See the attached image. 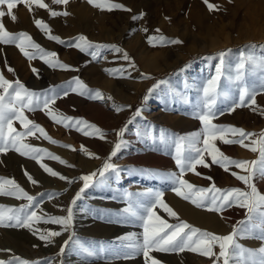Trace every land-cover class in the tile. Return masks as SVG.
Listing matches in <instances>:
<instances>
[{
	"label": "rangeland",
	"instance_id": "obj_1",
	"mask_svg": "<svg viewBox=\"0 0 264 264\" xmlns=\"http://www.w3.org/2000/svg\"><path fill=\"white\" fill-rule=\"evenodd\" d=\"M45 2L52 10L67 11L70 15L52 17L45 9L33 7L30 12L21 4L14 9L16 21L13 22L5 16L3 22L10 32H26L43 49L57 53V59L72 70L52 68L40 58L30 61L15 45L0 44V72L10 82L18 79L29 90L37 93L50 92L53 88H65L75 78H79L89 89L99 90L103 99H90L87 94L80 95L70 91L66 97L58 98L52 108L66 116L94 124L105 136H85L74 127L58 125L42 110L25 111L28 119L41 125L58 143H50L39 133L26 137L25 142L45 148L67 163L62 164L47 157L37 162L15 150H9L0 153V178L15 180L33 196L36 201L34 206H38L37 215L66 216V209L73 207V225L68 231H63L59 225L34 223L33 228L41 231H63L61 236L52 238V242L48 244L39 239V233L34 235L33 231L27 228L0 226V246L15 249L18 247L24 252V255L13 253L4 261L19 257L29 264H46L48 261H57L58 264H151L140 252L130 258L122 254L131 249L124 247L130 242L121 238L134 234L138 240L143 239L142 222L125 219L124 209L128 207V196L130 194L134 200H147L149 192L163 193L164 188L166 189L160 184L161 178H167L173 172L179 174L174 160V148L159 142L160 130L171 139L202 131V123L195 118L196 105L202 98L200 88L210 75H214L215 68L220 63L219 54H226L225 77H234L235 66L242 53L254 55L258 59L264 57V0H209V3L217 8L214 11L209 10L204 0H112L130 11L115 9L110 12L95 8L88 0H70L67 6L52 4V0ZM141 16L142 18L133 19ZM34 19H42L51 28V34L60 37L63 43L49 40L44 32L36 27ZM144 29H147V32ZM81 35L94 44L115 45L123 49L131 57L135 67L125 61L121 53H116L110 48L102 49L99 58L93 59L87 51L81 52L76 47L69 46ZM151 36H163L167 40H180L182 43L153 47L147 42ZM8 68L14 72L8 71ZM33 69H36L37 73H34ZM115 69L126 71L123 74H110L106 71ZM253 79L255 78L251 76L246 77L249 83ZM235 88L234 82L230 83L222 77L221 90L235 92ZM255 99L256 105L253 107L257 108L256 111L250 107H237L234 111H228L231 101L222 102L221 97L217 103L218 115L213 123L255 133L252 139H259L260 134L264 133V115L261 114L264 112V93L256 95ZM117 107L123 110L117 111ZM137 110L140 111V116L135 115ZM221 111L222 114H219ZM152 116L173 117V126L167 127L158 123L150 125ZM181 121L184 124L179 126ZM13 126L18 131H23L19 121H14ZM121 129H124L123 137L118 135ZM129 131L134 134L141 133L137 134L138 141L126 143ZM146 131L150 133L147 136L144 135ZM153 137H156L155 142ZM121 141L122 148L111 158V162L125 177L140 182L144 189L134 191L128 188V182L120 181L116 184L107 181V178L115 174L109 171L105 173L103 182L97 176L81 193L83 181L80 178L93 172L98 173L110 157L114 144ZM136 142L148 153L155 154L160 161L151 165L132 162L131 160L139 156L140 146H136ZM215 144L233 159L252 161L259 158L258 152L253 153L240 145H225L219 140ZM62 145L70 147L65 148ZM82 146L92 157H99V163L93 170L85 169L76 159L90 158L82 150ZM63 152H68L73 160L69 161ZM205 159L210 164L209 167L198 165L196 173L199 175L187 172L183 179L198 188H207L214 182L220 189L249 190L232 174H244L240 169L233 167L229 172H225L220 166L211 164L209 156L206 155ZM40 163L57 172L58 176L53 177L46 173ZM71 171H77V174L73 175ZM28 175L37 183H31ZM59 176L67 179L61 180ZM253 183L257 190L264 194V178L257 176ZM169 184L173 189L174 185L171 182ZM78 193L81 198L73 206L71 201ZM163 200L178 213L181 220L195 227L217 235H228L233 231L218 234L202 228L187 219L184 214L181 215L165 199L164 194ZM28 203L26 199L0 195V206L19 208ZM197 209L217 215L219 219L234 226L247 219L246 209L238 206L226 208L222 214L203 208ZM155 211L169 223L177 222L159 206ZM94 233L105 237L91 236ZM5 234H10L11 239ZM65 241H69V245L61 256L60 249ZM18 242L20 244H17ZM236 242L245 248L258 249L262 241L252 236H238ZM80 244L90 248L102 246L106 251L94 257H85L78 250ZM214 251L218 253L219 248L216 247ZM150 255L160 264H214L215 260L187 250L167 253L154 251Z\"/></svg>",
	"mask_w": 264,
	"mask_h": 264
},
{
	"label": "snow or ice",
	"instance_id": "obj_2",
	"mask_svg": "<svg viewBox=\"0 0 264 264\" xmlns=\"http://www.w3.org/2000/svg\"><path fill=\"white\" fill-rule=\"evenodd\" d=\"M69 2L70 0H52V4L55 5L67 6ZM204 2L210 11L217 10L215 5L209 3V0H204ZM88 3L101 11L110 12L115 9L130 11V9L124 8L122 4L113 3L112 0H88ZM21 4L26 6L30 12L33 11V7L45 9L52 17L70 15L67 11L57 12L52 10L45 0H0V44L15 45L30 61L40 58L52 68L72 70L70 66L61 63L57 59V53L43 49L28 33L20 32L14 34L7 30L3 22L4 17L8 16L15 22L17 17L14 14V9ZM139 18H142V16L133 17V19ZM34 23L38 29L44 32L49 40L63 43L60 37L51 34V28L42 19H34ZM144 31L147 32V29H144ZM156 31L159 32V29ZM147 42L153 47L182 43L180 40H167L163 36L148 37ZM69 46H74L81 52L87 51L93 59L99 58L102 49L110 48L116 53H121L122 58L128 61L132 67H135L128 53L115 45L94 44L81 35L76 38L74 44H70ZM225 55V53L219 54L218 59L220 63L215 68L214 75H210L206 83L200 88L202 98L196 105L195 118L199 119L202 123V131L171 139L166 137L163 130H160L158 139L166 147L172 146L174 148V160L179 169V174L173 172L167 179L174 185L172 190L178 197L191 202L197 208H203L219 214H222L226 208L238 206L246 209L247 219L238 222L230 234L217 235L181 220L178 213L164 202L162 192H149L147 194L149 199L147 200H134L129 194L128 207L124 209V213L126 214L125 219L142 222L143 239L142 241L138 240L134 234L121 238L124 241L130 242L124 245V247L131 249L129 252L122 253L126 258H130L135 253L140 252L146 261H150L151 264H160L150 253L154 251L165 253L184 252L187 250L210 259L215 258L214 264H221V261L222 264H264V246L258 249H249L236 242L238 236L241 238L252 236L264 242V194H261L253 183L254 178L257 176L264 178V133L260 134L259 139H252L256 135L255 133H249L233 126H218L213 123V120L218 115L217 103L221 100V97H223L222 102L231 101L230 107L227 109L228 111H234L237 107H250L253 108V111L257 110L256 107H253L256 105L255 97L258 94L264 93V57L258 59L254 55L242 53L239 62L235 66L234 77H225ZM8 71L14 72L11 68H8ZM106 71H109L110 74H123L126 70L115 69ZM33 72L37 73V70L33 69ZM247 76L254 77L255 79L249 83L246 80ZM222 77L228 79L230 83H235V92L221 90ZM70 91L77 92L80 95L87 94L90 99L100 100L104 98L99 90L93 91L89 89L79 78H75L69 82L65 88H53L50 92L37 93L29 90L18 79L10 82L0 72V153L15 150L20 155L29 157L37 162L47 157L48 159L57 160L62 164L67 163L45 148L35 147L25 142L26 137L36 136V133H39L40 136L50 143H58L47 134L41 125L28 119L25 111L34 112L42 110L58 125L66 128L74 127L76 131L82 132L85 136L96 135L104 138L105 133L94 124L83 119L66 116L52 108V105L55 104L58 98L66 97ZM108 99H111V97H108ZM116 110L121 111L123 109L117 107ZM140 114L139 110L135 113L136 116H140ZM219 114H222V111ZM261 114L264 115V112H261ZM14 121H19L23 131H18L13 126ZM137 134L141 135L139 132ZM149 134L147 131L144 133L145 136ZM118 135L123 137L124 129H121ZM155 140L156 137H153L154 142ZM217 140L222 141L225 145L236 144L253 153L258 152L259 158L252 161L230 158L216 146L215 142ZM246 141H250V143H246ZM122 145L123 141L114 144L110 157L105 161L98 173L93 172L80 178L83 181L81 193L89 187L90 183L97 176L103 182L106 172L111 171L118 175V169L111 162V158L117 155ZM62 147L68 148L70 146L62 145ZM82 150L85 154L92 157V154L88 153L87 149L83 146ZM206 155L211 158V164L220 166L225 172H229L233 167L240 169L244 174H236L234 172L232 174L237 180L246 185L249 190L246 191L240 188L220 189L214 182L207 188H198L183 179V176L187 172L196 173L198 165L203 167L210 166L205 159ZM92 158L98 159L99 157ZM40 167L49 175L53 177L58 176L57 172L45 164L40 163ZM196 174L199 175V173ZM59 178L61 180L67 179L63 176H59ZM28 180L33 184L37 183L31 175H28ZM68 182L71 183L72 181ZM0 195L26 199L29 202L27 205L19 208L0 206V226L27 228L33 231L34 235L39 233V239L48 244L52 242V238L61 236L63 231H68L73 225V207L66 209V216L37 215L38 206H34L36 205L35 198L29 195L13 179L0 178ZM80 198V194L78 193L71 201V204L74 206ZM157 206L162 208L169 217L177 222L169 223L168 220L157 215L155 211ZM39 222L59 225L63 231H41L34 229V223ZM68 245L69 241H65L64 245L61 246V256ZM216 247L219 248L218 253L214 251ZM78 250L85 257H94L106 251L102 246L90 248L83 244L78 246ZM0 264H29V262L19 257H13L7 261L0 260ZM46 264H54V261H48Z\"/></svg>",
	"mask_w": 264,
	"mask_h": 264
},
{
	"label": "bare ground",
	"instance_id": "obj_3",
	"mask_svg": "<svg viewBox=\"0 0 264 264\" xmlns=\"http://www.w3.org/2000/svg\"><path fill=\"white\" fill-rule=\"evenodd\" d=\"M152 117H153L152 118L153 120L151 119V121H149L150 125L158 123L159 125L164 124L167 127L173 126V124H172L173 119H174L173 117L161 116L160 118L156 117L157 119L154 116H152ZM182 124H184L183 121L178 123L179 126H182ZM137 133L134 134L131 131H129L127 138H126V143L129 144V142L136 141L137 136H138ZM113 138H115V134L113 135ZM135 145L140 146V147H138L139 148V156L136 159L131 160L132 162H138V163H143L146 165H151V164H156L158 161H160V159H158V157L155 154H153V153L150 154L147 152V150L143 149L144 147L142 148L141 145H137V142L135 143ZM63 154L65 155L66 158H68L69 161L73 160L72 156L68 152H63ZM73 156H76V155H73ZM76 159L87 170H93L97 166V164L99 163V158L97 159V158H91V157L90 158H87V157H78L77 158L76 157ZM118 163H121V162H118ZM71 173L73 175H75V174H77V171H71ZM107 181H113V183H116V184L120 181L121 182L122 181L128 182V188H130L131 190H134V191L144 189V187L142 186V184L140 182H137L135 180L133 181L131 178L125 177L123 175V172L120 169L118 170V175L116 173L113 174L112 176L107 178ZM169 182L170 181L167 178H161L160 184L163 185V187L164 186L166 187V189L164 188V190H163L164 197L173 205V207L179 213H181V215L184 214L187 219H189L190 221H192L196 225H198L202 228H205L207 230L213 231L215 233H218V234H227L230 231L234 230L235 226L233 224H229L228 222H225L224 220L219 219L217 215H213V214L211 215L210 213L208 214L207 212H204V211L202 212V211L198 210L197 208H195L193 206V204L187 202L186 200L182 199L181 197H178L175 194V192L171 189L172 187L170 188L171 185L169 184ZM91 230H89V231H91ZM97 231H99V230H97ZM100 231H101V229H100ZM90 233H88V234H90ZM95 235H96L95 233L93 235L91 234V236H95ZM5 236L7 238L11 239L10 234H5ZM96 236L105 237V235H102V234H98ZM17 244H20V243L18 242ZM259 246L260 247L264 246V242H261V244ZM13 253H18L20 255H24V252L19 250L18 247H17V249H15V248H11L9 246H0V260H4L5 258H8ZM54 264H58V262L54 261ZM94 264H97V263H94Z\"/></svg>",
	"mask_w": 264,
	"mask_h": 264
}]
</instances>
